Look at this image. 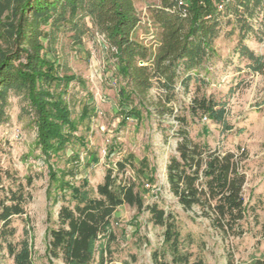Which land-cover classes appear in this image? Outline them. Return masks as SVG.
Masks as SVG:
<instances>
[{"label": "trees", "instance_id": "trees-1", "mask_svg": "<svg viewBox=\"0 0 264 264\" xmlns=\"http://www.w3.org/2000/svg\"><path fill=\"white\" fill-rule=\"evenodd\" d=\"M184 10L176 0H157L148 6L142 21L133 0H0V124L5 119L8 94L20 95L32 113L35 146L47 169L46 194L53 205L59 203L56 219L47 229L46 257L49 263L113 264L112 245L117 241L115 211L121 205L147 213L148 220L162 228L159 246L150 252V264H205L192 251L195 241L183 234L177 214L165 208L157 190L150 193L136 179L126 175L131 161L125 157L109 162L116 150L110 145L105 154L108 167L102 180L91 186L82 176L76 178L80 165L78 153L72 151L70 162L56 168L51 162L66 148L87 142L75 133L79 124L89 129L94 116L93 102L87 97L81 104L78 120L71 118L65 91L73 76L60 75V64L53 46L60 32L71 31V43L78 45L87 32L88 18L103 38L102 46L112 60V78H118L117 115L119 126L130 117L140 122L152 114L158 118L172 116L173 135L177 137L175 154L166 164L168 191L176 204L190 218L205 219L223 240L240 239L260 225L256 207L245 199L246 159L244 149L222 150L211 147L205 138L208 121L232 129L227 122V101L206 92L208 82L200 75L215 53L214 40L221 24L220 16L230 2L223 0H185ZM259 5L260 0H241L240 5ZM264 16V14H263ZM142 24L153 29L156 45L139 38ZM243 38V37H242ZM239 55L247 54L251 72L264 71V54L253 55L239 40ZM189 101L178 105L177 94L190 92ZM158 96L151 95L152 88ZM173 103L176 104L174 112ZM201 123L196 137L191 126ZM201 138V139H199ZM85 151H88L86 149ZM31 176L20 177L8 168L0 169V264H34L30 229L16 239L13 218L25 216L31 199L28 188ZM145 194L156 197L145 201ZM262 226V225H261ZM227 264H233L232 254ZM239 264H264V257L252 256Z\"/></svg>", "mask_w": 264, "mask_h": 264}, {"label": "rangeland", "instance_id": "rangeland-1", "mask_svg": "<svg viewBox=\"0 0 264 264\" xmlns=\"http://www.w3.org/2000/svg\"><path fill=\"white\" fill-rule=\"evenodd\" d=\"M157 0H133L142 21H146L147 8ZM241 0L230 2L220 16L218 36L214 40L215 53L207 62V71L200 75L208 82L207 93L227 101L229 113L227 122L232 129L222 132L221 126L205 121L209 133L202 139L211 147L222 150L244 149L246 159V182L243 193L249 204L256 207L260 225L250 234L231 241L223 240L201 218L192 220L191 213L184 212L168 191L166 164L175 154L177 137L173 135L175 120L172 116L158 118L154 110L149 117L137 122L130 117L125 126H119L117 115L118 78H112V60L102 46L103 38L95 31L88 18L84 19L88 28L78 45L71 43V31L60 32L52 47L60 64V75L77 78L69 83L65 99L71 110V118L77 121L81 104L91 97L95 114L89 120V129L78 125L77 136L87 145L85 151L79 143L69 145L65 152L51 162L57 168L69 165V156L78 153L80 165L76 178L85 176L91 186L99 183L108 167L105 154L111 145L116 151L109 162L127 157L131 163L126 175L136 179L139 186H145L154 194L157 190L164 200V207L173 210L183 234L190 233L195 241L192 251L199 254L205 264H227V256L232 254L233 264L249 260L252 256L264 257V71L251 72L247 68L250 59L247 54L239 55V40L253 55L264 54V0L258 6L250 3L240 5ZM4 14L0 17L3 20ZM148 27L142 24L137 30L139 38H145ZM243 37V38H242ZM190 92L177 94L178 105L187 103ZM151 95L158 96V89L152 88ZM176 104L173 103L174 112ZM32 113L26 101L17 94L9 93L6 99L5 119L0 124V169L8 168L18 176H31L28 188L31 199L26 204V216L13 218L16 239L23 236L24 228L30 229L32 260L34 264H62L61 260L48 262L46 257L47 229L56 219L59 203L53 205L47 198V169L35 146V127ZM201 123L190 128V135L196 137ZM199 138V139H201ZM145 201L156 197L145 194ZM262 225V226H261ZM114 229L117 241L113 243V264H150V252L160 245L162 228L148 220L147 213L135 207L121 205L115 211ZM7 260L5 264L10 263Z\"/></svg>", "mask_w": 264, "mask_h": 264}, {"label": "built area", "instance_id": "built-area-1", "mask_svg": "<svg viewBox=\"0 0 264 264\" xmlns=\"http://www.w3.org/2000/svg\"><path fill=\"white\" fill-rule=\"evenodd\" d=\"M177 4L179 6H182L183 9L185 10L186 7H187V2L185 0H176ZM218 9L219 10H222L223 9V0H219V3H218ZM149 26V30L146 34V37H145V41L148 42L149 44H152L153 46L156 45V41H155V36H154V33H153V29ZM202 121L205 122V121H208L206 117H203L202 118Z\"/></svg>", "mask_w": 264, "mask_h": 264}]
</instances>
